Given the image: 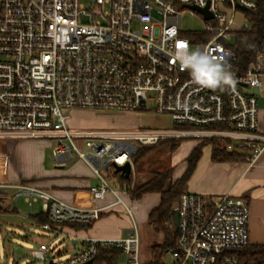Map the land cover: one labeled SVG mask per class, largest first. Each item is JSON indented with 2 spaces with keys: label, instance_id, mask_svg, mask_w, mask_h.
Returning <instances> with one entry per match:
<instances>
[{
  "label": "built area",
  "instance_id": "2783aa9c",
  "mask_svg": "<svg viewBox=\"0 0 264 264\" xmlns=\"http://www.w3.org/2000/svg\"><path fill=\"white\" fill-rule=\"evenodd\" d=\"M259 0H0V141L56 140V161L84 162L99 181L90 188L95 199L108 194L116 202L103 209H79L33 184L0 185L29 207L38 202L57 226L91 224L107 209L132 208L104 175L131 163L139 148L163 141H218L228 152L248 153L255 163L264 152L259 134L255 89L263 86L264 44L244 71L231 69L235 85L201 88L182 70L175 53L187 42L236 62L235 34L250 23L246 12ZM207 8L212 18L192 7ZM201 15L202 34H185L183 13ZM249 90V91H247ZM64 109L100 113H140L171 119L172 128L70 129ZM134 174V166L133 172ZM178 212V225L176 221ZM250 205L231 194L218 198L185 193L167 225L176 246L160 264H240L237 251L250 245ZM60 235L57 227H40ZM100 248L122 251L121 264H143L137 227L124 239L88 238L84 248L64 264L93 261ZM37 264L55 263L50 246L33 251ZM164 260V259H163Z\"/></svg>",
  "mask_w": 264,
  "mask_h": 264
},
{
  "label": "crops",
  "instance_id": "0c3cea01",
  "mask_svg": "<svg viewBox=\"0 0 264 264\" xmlns=\"http://www.w3.org/2000/svg\"><path fill=\"white\" fill-rule=\"evenodd\" d=\"M257 99L259 104L258 132L264 136V80L263 86L257 94ZM129 115L133 114L127 113L126 116L119 118L125 119L130 117ZM137 125L134 124L135 127H138ZM34 143L33 140L0 141V185L33 184L50 192L55 198L79 209H103L116 202V198L112 194H108L104 200L94 198L90 188L99 186L100 181L84 162L76 159L69 172H64L65 166L72 163L74 159L64 163L57 162L54 154L56 148L53 147L52 157L55 160L52 163L49 154ZM200 143L199 141L182 147L183 144L180 145L178 150L182 148L183 151L182 168L177 171L178 167L175 164L172 166L174 167V181L184 175L188 168L186 160ZM25 165L28 167L26 168ZM110 182L120 191L124 202H130L133 206L135 218L126 212L123 205H116L104 211L99 220L90 224V228H83L87 224H79L78 228L70 226L59 228L60 235L58 237L63 238L65 235L71 237L73 239L72 246L79 248L73 256L84 248V240L88 238L124 239L133 231L135 226L140 227L142 231L146 226L150 227L149 215L161 203V196L159 194H146L141 199L134 200L128 192L120 189L115 182L112 180ZM187 192L209 198L231 194L247 199L251 212L250 245H264V152L253 164L248 162L216 163L212 160V147H205L197 168L188 182ZM17 199L21 198H14L13 191L0 192V217L23 215V210L13 205ZM39 203L41 204L38 202L30 208H34ZM37 213L33 212L25 216L32 226H36V224L30 219V216L43 212ZM17 229L24 231L25 228ZM25 240L27 239L25 238ZM37 248L38 244L36 243L34 250ZM58 262L64 264L61 261ZM123 262L122 255L117 264Z\"/></svg>",
  "mask_w": 264,
  "mask_h": 264
},
{
  "label": "rangeland",
  "instance_id": "374dc122",
  "mask_svg": "<svg viewBox=\"0 0 264 264\" xmlns=\"http://www.w3.org/2000/svg\"><path fill=\"white\" fill-rule=\"evenodd\" d=\"M212 24V22H205L201 15L197 14L191 17L188 12L183 13L182 28L185 34L199 33L202 34L206 31V26ZM235 44V39L231 43ZM249 91V90H247ZM63 113L69 116L68 125L70 129H83V130H121V129H166L172 128L173 124L171 119L167 116L155 115L153 112L144 110L140 113H132L125 119H120V116H126L127 113H100L86 110H69L64 109ZM128 116V115H127ZM134 124H138L135 127ZM11 141V140H8ZM40 148L44 149L49 154V159L53 163V147L57 149L56 140H33ZM199 142L197 139H186L182 141V146L186 144H195ZM56 149L54 154L56 153ZM160 148L148 155L140 164V169H136L134 166V174L132 175L133 184L132 190L138 186L145 184L149 178L153 176L152 172L165 171L170 166H177L179 171L182 168L183 151L182 148L176 153H160ZM72 163H68L65 166L64 172H69L72 165L75 164L76 158H73ZM54 167V164H52ZM25 167L27 168L28 165ZM27 170V169H25ZM109 180L111 172L104 174ZM125 203L132 208V215L135 218V211L130 202ZM14 206L20 207L23 210V215L15 216H1L0 217V264H37L33 259V250L41 243H46L50 246L53 255L57 256V261L62 263L67 262L73 257L74 252L79 248L72 246V238L65 235L63 238L58 237L56 233L44 231L39 227L32 226L26 215L33 212H43L42 205L39 203L34 208H30L23 198L17 199L13 203ZM21 210V211H22ZM37 213V214H38ZM25 214V215H24ZM138 225V224H137ZM24 227V231L17 228ZM137 227V226H136ZM15 228V229H13ZM140 238V260L143 264H149L152 262L151 246L153 244H161L163 242V235L150 225L144 228V231L137 227ZM33 235H30V234ZM22 236L24 238H19ZM25 238L27 240H25ZM31 239V240H30ZM37 240V241H36ZM36 241V242H35ZM169 261L166 257L163 263Z\"/></svg>",
  "mask_w": 264,
  "mask_h": 264
},
{
  "label": "trees",
  "instance_id": "16d2710c",
  "mask_svg": "<svg viewBox=\"0 0 264 264\" xmlns=\"http://www.w3.org/2000/svg\"><path fill=\"white\" fill-rule=\"evenodd\" d=\"M245 15L250 23V28L235 34V44L232 47L237 59L231 69H239L240 71L246 70L253 63L264 44V0H259L256 11L246 12ZM182 141L169 140L160 142L155 146L139 148L138 153L133 158L135 168L137 170L140 169L141 162L158 148H160V153L162 154H174L182 144ZM208 146L212 147V160L216 163L247 162L246 156L248 153H244L245 151L228 152L221 148V143L218 141H205L201 142L187 158L188 168L184 175L176 181L173 180L174 167L172 166L162 172H152L153 176L145 184L133 190L132 175L127 178L114 170L109 176L120 189L128 192L134 200H139L146 194H159L161 196V203L149 215V224L162 233L163 242L152 245V262L149 264L162 263L165 252L176 246V232L170 230L167 225L171 222L175 205L179 202L181 196L187 193L188 182L197 168L203 149ZM30 219L39 228L42 225L49 224L53 230L63 226L78 228L79 225L77 223L54 225L50 221L49 215L44 213L30 216ZM90 227V224L83 226V228ZM236 254L239 257L240 264H264V245H249L247 248L237 251ZM122 255V251L118 249L100 248L95 258V264H117Z\"/></svg>",
  "mask_w": 264,
  "mask_h": 264
},
{
  "label": "clouds",
  "instance_id": "9594fccd",
  "mask_svg": "<svg viewBox=\"0 0 264 264\" xmlns=\"http://www.w3.org/2000/svg\"><path fill=\"white\" fill-rule=\"evenodd\" d=\"M177 49L175 59L182 70L189 72L192 81L201 88L219 89L235 85L231 67L222 57L200 48L191 49L187 42Z\"/></svg>",
  "mask_w": 264,
  "mask_h": 264
},
{
  "label": "water",
  "instance_id": "95a60500",
  "mask_svg": "<svg viewBox=\"0 0 264 264\" xmlns=\"http://www.w3.org/2000/svg\"><path fill=\"white\" fill-rule=\"evenodd\" d=\"M192 9L198 11V12L201 13V14H203L206 20H209V19L212 18V14L208 11L207 8H205V9H200V8H197V7H194V6H193ZM259 91H260V89H255V90H254V93H255V94H258ZM115 172H116V173H120V174L126 176L127 178H129V177L132 175V172H133V166H132L131 163H127V164L124 165V166H115ZM178 219H179V218H178V212H176V221H177V225H178ZM92 262H93V261H90V262H88V263H84V264H91ZM48 264H57V263H55L54 260L51 259V260L49 261Z\"/></svg>",
  "mask_w": 264,
  "mask_h": 264
},
{
  "label": "snow or ice",
  "instance_id": "6c2138e0",
  "mask_svg": "<svg viewBox=\"0 0 264 264\" xmlns=\"http://www.w3.org/2000/svg\"><path fill=\"white\" fill-rule=\"evenodd\" d=\"M180 46L183 47V44H181Z\"/></svg>",
  "mask_w": 264,
  "mask_h": 264
}]
</instances>
